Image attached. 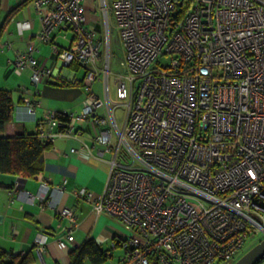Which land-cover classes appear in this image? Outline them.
<instances>
[{"label":"built area","instance_id":"1","mask_svg":"<svg viewBox=\"0 0 264 264\" xmlns=\"http://www.w3.org/2000/svg\"><path fill=\"white\" fill-rule=\"evenodd\" d=\"M33 5L41 30L17 51L12 72L29 70L35 87L48 83L52 70L39 60L40 46L47 45L62 66L85 68L88 95L77 114L45 111L36 124L40 137L72 136L77 120L92 117L96 125L108 124L97 138L105 151H111V131L119 136L103 193L76 192L95 214L118 219L127 230L103 247H121L118 264H224L247 240L264 234V0H111L110 7L103 0L130 73L114 83L126 111L123 131L109 102L107 62L100 67L107 36L85 25L84 0ZM30 26L24 20L15 28L22 34ZM67 32V47L54 43V34L67 40ZM101 73L105 101L92 92ZM23 101L36 120L39 102ZM102 107L108 120L96 117ZM58 114L67 121L58 122ZM46 184L29 199L56 208L63 185L46 201ZM58 214L70 228L57 246L71 249L75 212L63 208ZM36 243L44 245V236Z\"/></svg>","mask_w":264,"mask_h":264},{"label":"crops","instance_id":"2","mask_svg":"<svg viewBox=\"0 0 264 264\" xmlns=\"http://www.w3.org/2000/svg\"><path fill=\"white\" fill-rule=\"evenodd\" d=\"M23 1L2 0L0 2V22L6 16L9 17L0 37V90L8 91L10 94V101L14 106L13 121L23 123L28 131L34 132L37 129V122L43 121L45 111L51 110L52 107V110L60 112L81 109L88 95L83 86L72 84L63 86L62 88L65 89H61V86L51 82L52 78L54 82L62 78L60 74L65 67L51 56L50 47L47 45L40 46L39 59L52 70V77L48 84L42 83L34 89L30 87L31 72L29 70L19 76L13 74L10 64L17 51L25 49L29 42L34 41L35 34L41 30L40 15L37 14L33 3L22 5ZM102 7L103 0L100 2L84 0L85 25L97 32L98 36L104 34L100 24L102 20L100 14L104 21L108 18V16L104 17L101 12ZM43 11H45L44 8H42ZM24 20L30 21L31 28L19 34L15 28L16 22ZM60 36L56 33L52 37L54 43L59 46L63 40ZM80 67L82 66L79 65ZM83 76L84 74L71 80H81ZM78 88L81 90L83 88V92H80ZM92 92L99 98V95L93 91V87ZM24 99L39 102L35 115L36 120L25 113ZM70 102H75L74 107L69 104ZM104 108L97 110L96 117L104 116L108 120L109 117ZM93 120L94 117L77 120L72 136L57 137L51 141L50 150L44 153L42 173L32 178H22L11 174L0 175V251L8 255L31 252L34 258L30 264H70V251L80 247L87 238H93L97 244L108 248L110 243L117 242L124 236L123 232L127 233L118 219L105 214H95L87 198L76 196V192L82 188L94 197L103 193L107 184L109 163L114 157L115 145L118 142V134L111 131L112 137L109 145L111 151H105L107 147L97 138L102 131L108 129V124L96 125L92 122ZM116 124L118 127L117 121ZM13 125V122L5 125L6 136L14 134ZM55 130V128L51 129L52 133ZM72 150L74 151L71 152ZM42 181L49 186L45 196L46 201L50 200L54 189L63 185L62 194L55 196L58 201L56 208L45 206L36 199H29V196L39 193ZM63 208L72 209L76 216V226L71 228L74 237L72 247L64 250L60 249L56 243V239L66 235L70 228L68 221L58 214ZM42 236H44L45 244L38 246L36 241Z\"/></svg>","mask_w":264,"mask_h":264},{"label":"trees","instance_id":"3","mask_svg":"<svg viewBox=\"0 0 264 264\" xmlns=\"http://www.w3.org/2000/svg\"><path fill=\"white\" fill-rule=\"evenodd\" d=\"M30 2L33 3L35 0H24L22 5ZM8 20L9 17L6 16L0 22V37ZM69 68L76 71L79 65L78 63H73ZM82 79L76 80L77 83H74L76 82L75 80H67L62 76V78H58L53 84L61 87L71 86L72 84L82 87ZM10 100L9 92L0 90V175L11 174L22 178H32L40 172L42 173L44 168V153L50 150L51 142L42 136L40 137L37 129L31 132L26 129L23 123L13 121L12 113L14 106ZM57 120L58 122L67 121L63 114H58ZM10 122L14 124V134L12 136H6L5 125ZM56 129L57 131H61L62 127L58 126ZM111 256L112 250H106L97 244L93 238H87L80 247L70 251L69 260L70 264H105ZM33 258L34 256L31 252L19 255H8L0 251V264H30ZM235 261L237 259L230 260L224 264H234ZM258 264H264V258Z\"/></svg>","mask_w":264,"mask_h":264},{"label":"rangeland","instance_id":"4","mask_svg":"<svg viewBox=\"0 0 264 264\" xmlns=\"http://www.w3.org/2000/svg\"><path fill=\"white\" fill-rule=\"evenodd\" d=\"M100 2V0H97ZM102 1V0H101ZM109 3V7L111 6V0H105V2ZM107 3V4H108ZM100 12V11H99ZM102 12V11H101ZM101 15V26H102V31L107 36V49L104 50V54H105V58L106 59H101L102 63L100 65V67L102 68L104 64H108V69H109V79H108V92H109V102L111 103V107L113 109V114L115 117V121H117L118 123V127L121 131H123L124 129V121L125 120V115H126V111L125 109L120 106V102L117 100L116 96V86L114 85L115 80L118 77H123L124 79H126L129 76V70L127 69V67L124 64V49L122 48V42L120 39L119 32H118V28L117 25L115 23V19H114V15L113 12L109 10V14H108V18L107 20L103 19L102 14ZM72 37V33L67 32V40H62L61 41V47H67L68 46V41L71 39ZM108 54V55H107ZM84 68V67H83ZM82 67L78 68L76 71H74L73 69H70L69 67H65L62 72H61V77L63 76V78H67L69 80L73 79L76 76L81 77L83 74V70H85V68L83 69ZM24 73V72H23ZM22 73V74H23ZM14 75H17L15 73H13ZM19 76V75H17ZM104 78L105 75L104 73H101L99 76V79L92 84L93 86V91L95 93H97L99 95V98L101 97L102 100H107L106 99V95L104 93ZM127 82V80H125ZM31 82V79H30ZM51 82H54V78L51 79ZM32 84V85H31ZM30 87L34 88L35 85L31 82ZM43 86V85H41ZM48 86V85H47ZM39 87V86H38ZM50 87V86H49ZM52 88V87H51ZM61 89H65L60 87ZM79 89V88H78ZM83 90V88H82ZM81 89H79L80 92H83ZM136 90V88L134 89V91ZM66 98V97H65ZM45 99V98H44ZM60 99V98H59ZM64 99V98H63ZM41 100V99H40ZM66 103V102H64ZM72 107H74V103H69ZM70 107V108H72ZM51 108V107H49ZM55 108V107H54ZM53 109V107L51 108V110ZM79 109L73 110L72 112L74 113H79L78 111ZM263 221H261L262 225H264V216H263ZM124 235H128L126 232H123ZM262 240H264V234H259L256 236H253L252 239L247 240L243 246V248L241 249V251L235 256V259L233 260H238L239 258H241V256L243 254H245L246 252H248L251 248H253L254 245L258 244L259 242H261ZM113 256L111 259H109L105 264H118V260L121 257V255H123V250L121 249V247H117L115 250L112 251Z\"/></svg>","mask_w":264,"mask_h":264},{"label":"water","instance_id":"5","mask_svg":"<svg viewBox=\"0 0 264 264\" xmlns=\"http://www.w3.org/2000/svg\"><path fill=\"white\" fill-rule=\"evenodd\" d=\"M264 258V240L254 245L248 252L243 254L241 258L234 264H258Z\"/></svg>","mask_w":264,"mask_h":264}]
</instances>
